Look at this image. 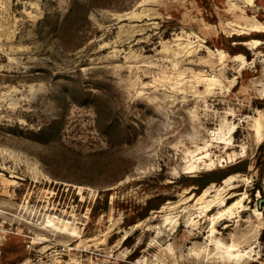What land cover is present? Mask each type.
I'll return each mask as SVG.
<instances>
[{"label": "rangeland", "instance_id": "374dc122", "mask_svg": "<svg viewBox=\"0 0 264 264\" xmlns=\"http://www.w3.org/2000/svg\"><path fill=\"white\" fill-rule=\"evenodd\" d=\"M258 25L264 0H0V264H264Z\"/></svg>", "mask_w": 264, "mask_h": 264}, {"label": "trees", "instance_id": "16d2710c", "mask_svg": "<svg viewBox=\"0 0 264 264\" xmlns=\"http://www.w3.org/2000/svg\"><path fill=\"white\" fill-rule=\"evenodd\" d=\"M261 35V34H260ZM240 36V35H239ZM253 36H259V35H253ZM243 40V39H242ZM241 40V41H242ZM228 174H230V173H227V174H225V175H223V177H221L222 179L224 178V177H226ZM196 178V177H195ZM208 180V179H207ZM195 181L196 182H194V184H196L197 186H198V188H204L208 183H209V181H210V179L208 180V181H206V182H200V181H198L197 179H195ZM212 181V180H211ZM210 181V182H211Z\"/></svg>", "mask_w": 264, "mask_h": 264}, {"label": "bare ground", "instance_id": "6f19581e", "mask_svg": "<svg viewBox=\"0 0 264 264\" xmlns=\"http://www.w3.org/2000/svg\"><path fill=\"white\" fill-rule=\"evenodd\" d=\"M261 26H256L254 28H252V31L250 32L251 35H260L262 33H264V29L260 28ZM246 35V34H245Z\"/></svg>", "mask_w": 264, "mask_h": 264}]
</instances>
